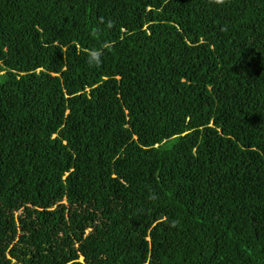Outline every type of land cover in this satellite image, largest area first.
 Returning a JSON list of instances; mask_svg holds the SVG:
<instances>
[{
	"label": "trees",
	"instance_id": "obj_1",
	"mask_svg": "<svg viewBox=\"0 0 264 264\" xmlns=\"http://www.w3.org/2000/svg\"><path fill=\"white\" fill-rule=\"evenodd\" d=\"M0 264H264V0H0Z\"/></svg>",
	"mask_w": 264,
	"mask_h": 264
},
{
	"label": "clouds",
	"instance_id": "obj_2",
	"mask_svg": "<svg viewBox=\"0 0 264 264\" xmlns=\"http://www.w3.org/2000/svg\"><path fill=\"white\" fill-rule=\"evenodd\" d=\"M94 60H98V56H97V54L95 52L92 53L91 58L89 60V63H91Z\"/></svg>",
	"mask_w": 264,
	"mask_h": 264
}]
</instances>
